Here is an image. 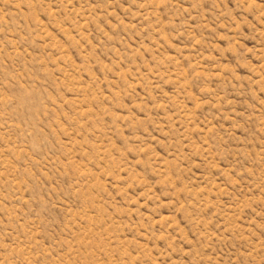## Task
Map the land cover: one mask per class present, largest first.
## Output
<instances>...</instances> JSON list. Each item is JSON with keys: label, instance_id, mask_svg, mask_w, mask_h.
I'll use <instances>...</instances> for the list:
<instances>
[{"label": "rangeland", "instance_id": "1", "mask_svg": "<svg viewBox=\"0 0 264 264\" xmlns=\"http://www.w3.org/2000/svg\"><path fill=\"white\" fill-rule=\"evenodd\" d=\"M0 264H264V0H0Z\"/></svg>", "mask_w": 264, "mask_h": 264}]
</instances>
